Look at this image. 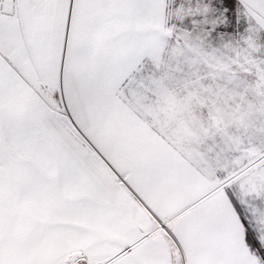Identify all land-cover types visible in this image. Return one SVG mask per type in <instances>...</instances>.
I'll return each instance as SVG.
<instances>
[{
	"label": "snow or ice",
	"instance_id": "6c2138e0",
	"mask_svg": "<svg viewBox=\"0 0 264 264\" xmlns=\"http://www.w3.org/2000/svg\"><path fill=\"white\" fill-rule=\"evenodd\" d=\"M0 264H264V0H0Z\"/></svg>",
	"mask_w": 264,
	"mask_h": 264
}]
</instances>
